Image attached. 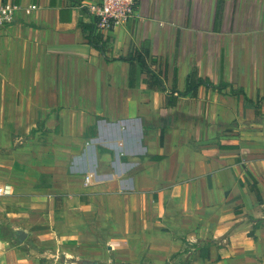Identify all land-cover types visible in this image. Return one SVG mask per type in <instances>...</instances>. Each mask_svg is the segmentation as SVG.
Listing matches in <instances>:
<instances>
[{
	"label": "crops",
	"instance_id": "0c3cea01",
	"mask_svg": "<svg viewBox=\"0 0 264 264\" xmlns=\"http://www.w3.org/2000/svg\"><path fill=\"white\" fill-rule=\"evenodd\" d=\"M83 1L0 27V264H264V0H141L104 48ZM195 67L228 86L167 107Z\"/></svg>",
	"mask_w": 264,
	"mask_h": 264
},
{
	"label": "trees",
	"instance_id": "16d2710c",
	"mask_svg": "<svg viewBox=\"0 0 264 264\" xmlns=\"http://www.w3.org/2000/svg\"><path fill=\"white\" fill-rule=\"evenodd\" d=\"M86 13L89 16V20L82 23L85 38L94 47L104 48L107 41L104 39L102 33L98 31L94 19L90 16V14L87 11ZM149 58H152V61L155 62V59L151 57L149 48L144 47L143 49L134 48L128 56H117L113 59L128 61L131 65L130 66L131 75L132 74L134 75L135 73L134 71L136 70V67L140 66L142 71H144L147 75L145 82L150 89L165 90V81L160 73L161 71L159 72L155 71L150 67V64L148 63ZM107 60L110 59L107 58ZM130 85L134 86V82L130 81ZM200 86H206L208 88L212 87L221 90L222 88L228 86V84L224 81H221L217 86L214 85L209 78L201 77L199 75L198 69L195 67L187 77V87L184 91H180L177 88L176 81L173 87L168 90L167 107L175 106L180 96H186V95L195 96ZM259 101L260 99H258V102Z\"/></svg>",
	"mask_w": 264,
	"mask_h": 264
},
{
	"label": "built area",
	"instance_id": "2783aa9c",
	"mask_svg": "<svg viewBox=\"0 0 264 264\" xmlns=\"http://www.w3.org/2000/svg\"><path fill=\"white\" fill-rule=\"evenodd\" d=\"M141 0H86L79 4L94 19L96 27L104 36L110 35L118 27L127 24L138 16V8ZM35 8L28 5L26 12L30 13ZM18 5L15 0H7L0 3V27L11 24ZM10 186L0 187V194H8Z\"/></svg>",
	"mask_w": 264,
	"mask_h": 264
},
{
	"label": "rangeland",
	"instance_id": "374dc122",
	"mask_svg": "<svg viewBox=\"0 0 264 264\" xmlns=\"http://www.w3.org/2000/svg\"><path fill=\"white\" fill-rule=\"evenodd\" d=\"M105 253H107L108 254V251H106V248H105ZM117 255V254H116ZM98 264H104L103 262L101 263V262H97ZM111 264H138V263H125V262H117L116 261V258H114V260L111 262ZM142 264H144V263H142Z\"/></svg>",
	"mask_w": 264,
	"mask_h": 264
}]
</instances>
